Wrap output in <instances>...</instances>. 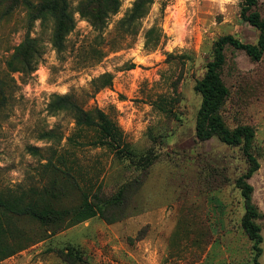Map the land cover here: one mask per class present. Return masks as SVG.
<instances>
[{
    "label": "rangeland",
    "instance_id": "obj_1",
    "mask_svg": "<svg viewBox=\"0 0 264 264\" xmlns=\"http://www.w3.org/2000/svg\"><path fill=\"white\" fill-rule=\"evenodd\" d=\"M134 1L122 0L99 30L80 15L79 0H69L75 28L61 50L54 22L30 21L24 5L0 20V191L45 199L62 212L85 200L98 209L70 225L66 214L42 223L0 213V264H254L236 185L249 162L241 145L196 136L202 95L195 85L218 37L255 43L260 31L241 18L242 0H155L127 31L119 22ZM256 9L264 18V0ZM153 25L167 38L147 48ZM28 34L39 47L34 69L13 71L7 63ZM224 52L229 95L221 114L231 129L255 128L260 168L248 181L264 214V53L253 60L231 45ZM105 73L111 85L96 89ZM57 95L104 110L129 149L95 143L96 127L77 125L72 110L50 108ZM257 222L264 264V215Z\"/></svg>",
    "mask_w": 264,
    "mask_h": 264
},
{
    "label": "trees",
    "instance_id": "obj_2",
    "mask_svg": "<svg viewBox=\"0 0 264 264\" xmlns=\"http://www.w3.org/2000/svg\"><path fill=\"white\" fill-rule=\"evenodd\" d=\"M155 0H135L125 17L120 20L121 28L131 30L136 26L139 19L149 13L150 7ZM240 11L241 18L260 33L255 43L243 42L232 34L218 37L213 45V58L207 63L204 76L196 82L195 88L202 95L201 107L196 120V136L200 140H208L217 136L222 142L232 146H242L243 154L249 162L248 169L236 179V185L241 189L244 198L245 213L242 217V227L254 242L256 250L254 264H260L258 256L262 248L259 246L263 241L261 226L257 222L263 217V212L253 202V185L248 181L260 168L256 155L252 152L255 128L249 124L238 125L231 129L227 126L222 114V106L229 95V89L221 77V68L226 62L224 49L231 45L236 49L246 52L253 60H260L264 53V18L256 9L259 0H242ZM122 0H79L78 12L81 16L89 19L92 25L99 30L106 26L107 19L111 14L117 13L121 7ZM24 5L28 12L29 20L41 19L52 20L53 43L61 50L64 47L65 36L75 28V18L70 8L69 0H0V20L10 16L18 6ZM163 5L161 10L163 11ZM167 36L163 30L156 25L148 28L145 32V46L156 48L164 43ZM39 56L37 39L26 35L19 43L7 63L9 69L22 71L25 68L34 69V60ZM22 64V65H20ZM96 89L106 87L112 83V75L105 73L95 80ZM52 110H72L76 114L77 125L96 127L99 132L94 141L97 144L106 145L119 151L127 150L130 143L126 140L124 132L119 125L101 108L95 107L93 112L83 109L70 95H57L50 104ZM22 197H7L0 191V213L10 216H30L45 223L51 218H57L62 214L71 216L70 224L81 222L97 214L98 209L90 200L75 209L72 213L62 212L45 201L38 199L25 202ZM42 200V201H41ZM4 247L1 252H5ZM5 254V253H3Z\"/></svg>",
    "mask_w": 264,
    "mask_h": 264
}]
</instances>
